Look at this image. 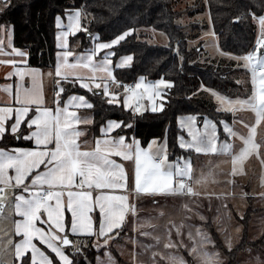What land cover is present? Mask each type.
<instances>
[{
  "label": "snow or ice",
  "instance_id": "obj_1",
  "mask_svg": "<svg viewBox=\"0 0 264 264\" xmlns=\"http://www.w3.org/2000/svg\"><path fill=\"white\" fill-rule=\"evenodd\" d=\"M204 3L209 28L201 39L215 42L205 47L227 59L233 74H250V81L235 79L234 98L202 82L185 98L214 99V115L176 117L170 142L171 124L149 141L138 138V128L149 113L166 112L176 83L141 76L133 86L116 74L133 66L134 56L123 49L137 29L125 25L102 40L91 30L87 0H72L55 15L57 51L45 71L31 66L30 50L15 46L7 18L16 4L0 0V65L11 69L5 80L12 81L0 87V264H232L243 225L230 201L243 203L249 195L236 178L253 160L264 169V3H230L231 23L244 22L255 33L233 50L220 45L211 0ZM168 39L182 75L181 42L173 49ZM193 44L198 41H189V51ZM97 99L101 111L107 104L120 118L103 117L97 126ZM204 200L209 211L217 202L211 219L201 211ZM146 203L158 209L156 216L141 217ZM253 239L260 250L245 248L247 259L237 264H264V229Z\"/></svg>",
  "mask_w": 264,
  "mask_h": 264
},
{
  "label": "trees",
  "instance_id": "obj_2",
  "mask_svg": "<svg viewBox=\"0 0 264 264\" xmlns=\"http://www.w3.org/2000/svg\"><path fill=\"white\" fill-rule=\"evenodd\" d=\"M77 2L82 3L83 0ZM231 2L232 0H211V13L219 43L228 50L244 47L255 35V33L250 35L244 22L238 25L231 23L235 15V10L229 6ZM14 3L16 7L11 10L7 18L14 25V44L22 50H30L31 66H43L47 69L46 66L54 61L56 54L55 15L62 12L66 5H71L72 0H14ZM87 3L91 30L99 34L102 40L109 39L113 32L125 25L138 30V36L130 37V42L126 43L123 49L124 54L134 56L133 66L127 70H117L116 73L124 84L134 85L143 76L149 81L164 77L177 85L172 90L171 104L166 112L158 115L149 113L148 118L140 122L138 138L145 141L154 137L161 138L165 129L171 124L172 131L169 134L171 142L174 141L177 130L176 117L194 113L214 115L215 106L209 104L205 98H193L191 101L185 98L199 88L202 82L222 92L235 88V82L230 77L232 70L229 67L200 63L195 48L191 47L192 50L189 51L187 31L190 28L196 30L198 25H182L181 20L184 14H188L191 18L199 13L205 6L204 0H87ZM256 3H264V0H256ZM147 29L165 33L167 38H171L173 49L176 48L177 40L181 42V51L185 56V71L182 75H178V61L167 47L154 46L145 40L144 32ZM79 35L82 37L83 33ZM84 43L88 44L85 41ZM121 71H125L127 75L121 76ZM120 91L122 93V89ZM102 107L104 111H101V102L97 99L96 111L93 113L97 126L103 117L120 118L119 112L107 111L109 105L104 104ZM228 119L231 122L230 116ZM249 206L244 213L245 221H240L239 217L233 214L235 220L243 225V231L242 244L240 250L232 257V264H235L238 254L246 247L259 246L258 240L253 242L248 239V223L255 212ZM217 239L220 240L219 236Z\"/></svg>",
  "mask_w": 264,
  "mask_h": 264
},
{
  "label": "rangeland",
  "instance_id": "obj_3",
  "mask_svg": "<svg viewBox=\"0 0 264 264\" xmlns=\"http://www.w3.org/2000/svg\"><path fill=\"white\" fill-rule=\"evenodd\" d=\"M207 11L208 9L206 8V6H204V8L199 13H197L194 17L190 18L188 14H184L181 20V24L182 25H193V24L198 25V28L196 30L194 29L192 30V28L188 29L187 35L189 36L188 41H198V44H193L191 45V47H194L195 50H196V47H199L200 51L198 53L199 54L198 60L200 61V63H201V60L203 59L205 61L204 63L213 64L214 66H227L230 62L227 59L221 58L218 55V53H216L214 47H207V48L205 47L206 43L213 44L215 42L212 41L210 37H204L203 39H201L203 31L208 30L209 28L208 16L205 15ZM144 33H146L145 40L151 45L166 47V45L168 44V38L166 37V35H161V33L163 32H159L153 29H147L145 30ZM230 77L233 79L234 82H235V79H243V80L250 81V74L248 76H242L241 73L239 72H236L235 74H233V70L231 71ZM244 87L245 86H241L239 88L240 93L244 92ZM246 87L250 90V87H251L250 82L246 85ZM237 88L238 86L236 85L234 89H231L232 91H227V92L219 91V92L234 98L235 90H237ZM205 99L209 102V104H212L214 106L216 105V101L214 99H209L207 96H205ZM244 115L247 116V114H244ZM230 118L232 119L231 116ZM200 127L202 128L203 125L201 124ZM222 167L224 171L230 170V164H224ZM262 173H264V169L261 168L258 161L253 160L251 161V163H248L246 166V175L239 176L236 178L237 183L238 185L241 186L242 190L248 193L249 196L253 197L254 200L251 203V206H249L250 203L248 199H246L243 203L239 199L235 201H230L232 205V209H231L232 213L234 212L237 216H239L237 213L238 212L245 213L248 206L251 207L253 210L258 207L264 208V200L259 199L260 192L264 191V189L260 187V177ZM221 179H223V177H221ZM208 190L209 191L214 190L216 192H219L221 188L217 186H209ZM214 206H217V202L215 200H213V208ZM213 211H215V209H213ZM210 215L212 217L214 216V214H210ZM209 219H211V217H209ZM256 219L257 220H255L254 216L252 215L251 217L252 234L249 235L248 239L249 241H253V242L257 241V240L254 241L253 238L258 237L261 230L264 229V212L262 211L261 215ZM256 223H259V228L256 226L257 225ZM219 238L222 243L223 237L219 236ZM252 250H253V253H256L260 250V248L259 246L257 248L252 247ZM247 256L248 254L247 252H245V250L241 251L236 258L235 264H237L238 261H243L247 259ZM121 259L123 260V258Z\"/></svg>",
  "mask_w": 264,
  "mask_h": 264
},
{
  "label": "crops",
  "instance_id": "obj_4",
  "mask_svg": "<svg viewBox=\"0 0 264 264\" xmlns=\"http://www.w3.org/2000/svg\"><path fill=\"white\" fill-rule=\"evenodd\" d=\"M65 23H67V21L65 20L64 21ZM56 29V28H55ZM57 31V30H56ZM56 34V33H55ZM79 35V34H78ZM86 43H89L88 41H85ZM55 46H56V41H55ZM73 49L74 51H77V52H80L82 51L81 48H76L75 45L73 44ZM57 51V49H56ZM11 69L8 67V66H3V65H0V87H3L5 83H11L12 81H6L5 80V75L8 71H10ZM45 71H47V69H44ZM134 86V85H133ZM43 87H44V91L47 95V97L49 99H51V96H52V92H51V84L49 83V80H48V77L45 76L44 78V84H43ZM122 94V93H121ZM82 112H87L89 110H81ZM249 203H252L254 198L249 196L247 197ZM203 205L204 207L201 209V211L203 212L204 215L208 216V217H211L212 216L210 214H216V206H214L213 208V201H212V208H211V211H209V208H208V201L207 200H204L203 201ZM216 205V204H215ZM213 209H215V211H213ZM254 213L252 214L255 218V220H257L256 218H258L262 211L264 212V208H261V207H258L256 209H254ZM158 214V209H156L154 206H152L151 204H147L145 205V207L143 208V210L140 212V215L141 217H144V218H148V217H151V216H156ZM233 214H235L233 212ZM236 215V214H235ZM251 215V217H252ZM234 216V215H233ZM237 216V215H236ZM239 217V216H238ZM251 217H250V221L248 223V232H249V235L252 234V220H251ZM235 220V218H234ZM236 221V220H235ZM195 223L199 224L200 222L198 220H194ZM258 222V221H257ZM161 224H163L164 222L161 221L160 222ZM257 227L259 228V223H256ZM147 230V229H146Z\"/></svg>",
  "mask_w": 264,
  "mask_h": 264
}]
</instances>
